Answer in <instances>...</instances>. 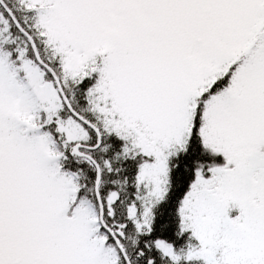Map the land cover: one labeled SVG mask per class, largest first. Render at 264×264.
<instances>
[{
	"label": "snow or ice",
	"instance_id": "obj_1",
	"mask_svg": "<svg viewBox=\"0 0 264 264\" xmlns=\"http://www.w3.org/2000/svg\"><path fill=\"white\" fill-rule=\"evenodd\" d=\"M0 264H264V0H0Z\"/></svg>",
	"mask_w": 264,
	"mask_h": 264
}]
</instances>
